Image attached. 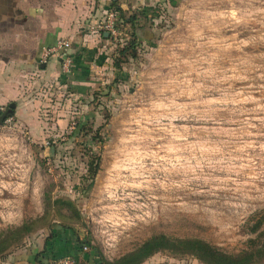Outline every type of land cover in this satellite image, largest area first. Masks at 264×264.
<instances>
[{
	"label": "rangeland",
	"instance_id": "1",
	"mask_svg": "<svg viewBox=\"0 0 264 264\" xmlns=\"http://www.w3.org/2000/svg\"><path fill=\"white\" fill-rule=\"evenodd\" d=\"M129 1L151 36L93 95L100 126L0 127V264H28L21 254L59 225L87 242L81 264L157 235L230 255L262 244L264 0ZM143 264L202 263L161 252Z\"/></svg>",
	"mask_w": 264,
	"mask_h": 264
},
{
	"label": "crops",
	"instance_id": "2",
	"mask_svg": "<svg viewBox=\"0 0 264 264\" xmlns=\"http://www.w3.org/2000/svg\"><path fill=\"white\" fill-rule=\"evenodd\" d=\"M113 1L128 15L143 13L142 37L150 35L144 7L130 10L131 1ZM146 1L140 0L141 5ZM111 4L112 0H0V107L15 105L17 127H69L75 117L81 126H100L102 107L93 95L108 83V75L118 74L113 67L117 46L88 27L115 11ZM121 27L131 33L130 25ZM62 40L71 42L69 56L72 61L76 57L71 78L62 74L59 59L43 63L44 51Z\"/></svg>",
	"mask_w": 264,
	"mask_h": 264
},
{
	"label": "trees",
	"instance_id": "3",
	"mask_svg": "<svg viewBox=\"0 0 264 264\" xmlns=\"http://www.w3.org/2000/svg\"><path fill=\"white\" fill-rule=\"evenodd\" d=\"M112 7L118 14L117 28L122 33V36L118 42L113 41V44L117 46L115 49V54L113 55V67L116 72H121L124 65H126L130 60L136 59L140 47L142 46L141 41L144 25L142 26V21L144 18L143 13H136L133 15H128L124 12L119 6L117 1L112 0ZM121 25H130L131 33L124 32ZM143 33V34H142ZM128 34V35H127ZM105 35H101V38H105ZM71 51V50H70ZM70 53V52H69ZM74 62L76 64V57ZM62 69V63H61ZM67 78H71V75H67L63 72ZM11 105L5 107H0V127L4 126L9 119L14 120L15 108H11ZM109 121V117H106V122ZM101 158L96 157L95 161L90 163L89 167V178L90 185L87 188V191L93 188L94 180L100 171ZM65 204V203H64ZM69 206H73L69 204ZM260 228V227H258ZM18 232L23 235L28 234L30 231L28 226H23ZM263 241L258 249L251 251H244L239 255H230L217 247L209 244L208 242L197 239V238H172L166 235H157L153 236L141 246H139L134 251L126 254L118 260L113 262L107 261L101 253L97 252V259L95 263L98 264H143L149 258L161 252H169L171 254L180 255V256H193L202 264H258L260 260L264 259V231L260 234ZM60 245L64 253L58 255L55 253L54 247ZM87 242L80 239L79 235L76 233L75 229L66 225H59L53 227L51 234L45 242V245L40 251L39 247L32 245L26 252L21 254L22 258H25L27 261H30L32 264H52L64 258L74 259L77 263L79 262V257L83 253L84 248L86 247ZM10 243H7V239L0 241V254L6 253ZM92 261V259H91ZM81 264V263H78ZM94 264V263H93Z\"/></svg>",
	"mask_w": 264,
	"mask_h": 264
},
{
	"label": "built area",
	"instance_id": "4",
	"mask_svg": "<svg viewBox=\"0 0 264 264\" xmlns=\"http://www.w3.org/2000/svg\"><path fill=\"white\" fill-rule=\"evenodd\" d=\"M118 14L115 11H110L107 16L100 22L90 25L88 29L96 35H107L113 39V41L118 42L122 33L117 28ZM72 49V44L68 40L58 41L57 44L49 49H46L43 53V63H46L51 57L59 59L62 63V70L67 75H72L73 73V61L69 56V51ZM2 110V109H0ZM13 119H9L7 124L12 123ZM86 251L87 248H84ZM55 264H78L74 259L65 258L57 261Z\"/></svg>",
	"mask_w": 264,
	"mask_h": 264
},
{
	"label": "water",
	"instance_id": "5",
	"mask_svg": "<svg viewBox=\"0 0 264 264\" xmlns=\"http://www.w3.org/2000/svg\"><path fill=\"white\" fill-rule=\"evenodd\" d=\"M106 37H108V34L106 35ZM11 108H15V105H11ZM51 153H54V149L51 150Z\"/></svg>",
	"mask_w": 264,
	"mask_h": 264
}]
</instances>
